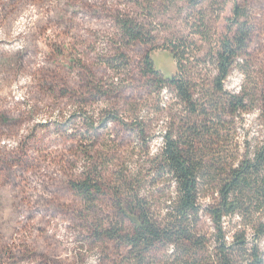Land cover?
I'll use <instances>...</instances> for the list:
<instances>
[{"label":"rangeland","instance_id":"obj_1","mask_svg":"<svg viewBox=\"0 0 264 264\" xmlns=\"http://www.w3.org/2000/svg\"><path fill=\"white\" fill-rule=\"evenodd\" d=\"M235 3L252 36L223 81L228 93L247 101L228 126L229 148L264 132V0H0L3 264L128 262L126 246L103 232L130 226L109 194L86 203L70 182L100 169L135 173L157 152L169 116L182 107L173 91L157 94L145 76V55L171 76L168 49L177 42L187 39L201 57L212 45L230 43ZM121 19L141 23L146 42L122 38ZM119 54L125 59L116 61ZM191 66L207 74L198 80L206 85L213 65ZM142 127L143 139L135 134ZM203 228L211 230L208 218ZM259 245L264 256V238Z\"/></svg>","mask_w":264,"mask_h":264},{"label":"trees","instance_id":"obj_2","mask_svg":"<svg viewBox=\"0 0 264 264\" xmlns=\"http://www.w3.org/2000/svg\"><path fill=\"white\" fill-rule=\"evenodd\" d=\"M232 12L230 43L212 45L202 57L187 39L168 49L175 61L171 76L145 55V76L155 82L157 94L164 88L173 91L182 107L178 117L168 115L170 126L157 152L135 173L100 169L70 182L86 203L109 194L123 223L130 224L124 233L103 230L126 246V264H264L259 245L264 238V132L233 148L225 145L228 126L233 128L234 116L247 110V101L242 94L228 93L223 81L252 36L242 20V6L235 3ZM118 22L122 38L146 42L141 23ZM192 62L213 65L206 85L198 80L207 74L193 70ZM175 117L180 122L176 128L171 122ZM260 117L264 122V85ZM135 134L143 139L144 128ZM206 197L210 202L203 206ZM204 218L211 222L210 231L203 228Z\"/></svg>","mask_w":264,"mask_h":264}]
</instances>
